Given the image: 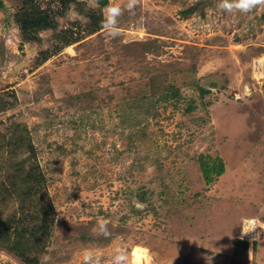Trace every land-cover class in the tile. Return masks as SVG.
<instances>
[{
  "label": "rangeland",
  "instance_id": "obj_1",
  "mask_svg": "<svg viewBox=\"0 0 264 264\" xmlns=\"http://www.w3.org/2000/svg\"><path fill=\"white\" fill-rule=\"evenodd\" d=\"M3 1L0 131L29 129L55 207L39 264L86 251L108 264L117 247L125 264L137 247L143 264H264V6L77 0L60 14L43 0L58 28L28 42L15 16L31 0ZM109 4L123 9L115 37L94 30ZM202 161L224 173L207 183ZM246 220L254 248L235 246ZM0 264L23 263L0 247Z\"/></svg>",
  "mask_w": 264,
  "mask_h": 264
},
{
  "label": "trees",
  "instance_id": "obj_2",
  "mask_svg": "<svg viewBox=\"0 0 264 264\" xmlns=\"http://www.w3.org/2000/svg\"><path fill=\"white\" fill-rule=\"evenodd\" d=\"M107 1L99 0V4L104 6ZM31 2L30 7L16 14L15 20L23 39L36 42L42 31L56 30L58 23L51 3L44 9L43 0ZM51 2L59 6L57 11L60 14L68 11L72 4H78L77 0ZM4 7V1L0 0V9ZM97 23L93 22L94 30L102 28ZM63 32L67 34V31ZM78 40V37L71 36L62 40V44L65 47ZM46 59L48 55L43 60ZM201 170L205 181L209 183L213 181L214 175L224 173V164L221 161H202ZM48 188V180L38 162L31 132L24 125L11 123L5 132L0 131V247L13 253L23 264H39V256L47 247V239L55 221V207ZM11 207L13 212L6 214ZM240 244L248 248L247 242L235 239V246Z\"/></svg>",
  "mask_w": 264,
  "mask_h": 264
},
{
  "label": "clouds",
  "instance_id": "obj_3",
  "mask_svg": "<svg viewBox=\"0 0 264 264\" xmlns=\"http://www.w3.org/2000/svg\"><path fill=\"white\" fill-rule=\"evenodd\" d=\"M140 0H128L126 8L128 11L134 10ZM257 6H264V0H221L220 7L227 11H232L233 8L243 12H250ZM123 14V9L119 5H107L105 7V16L101 22V27L110 36H117L120 34V28L118 27V18ZM244 223V222H243ZM98 229L100 234L109 236L110 233L107 229V222L101 219L98 222ZM242 239V238H241ZM244 241V240H243ZM247 242V241H245ZM248 243V242H247ZM252 248H254V243ZM127 259L126 251L123 247H117L116 254L111 258L108 264H125ZM85 264H101L99 256H94L91 251H86L84 254Z\"/></svg>",
  "mask_w": 264,
  "mask_h": 264
},
{
  "label": "built area",
  "instance_id": "obj_4",
  "mask_svg": "<svg viewBox=\"0 0 264 264\" xmlns=\"http://www.w3.org/2000/svg\"><path fill=\"white\" fill-rule=\"evenodd\" d=\"M243 231H242V240L247 241L250 247L253 246V243L256 240V227L257 224L254 220H246L243 223Z\"/></svg>",
  "mask_w": 264,
  "mask_h": 264
},
{
  "label": "bare ground",
  "instance_id": "obj_5",
  "mask_svg": "<svg viewBox=\"0 0 264 264\" xmlns=\"http://www.w3.org/2000/svg\"><path fill=\"white\" fill-rule=\"evenodd\" d=\"M263 59L259 60V65L257 66V70L260 71V74H264V63H262ZM133 262L136 264H143V262L148 260V256L145 250L137 247L133 254ZM149 261V260H148Z\"/></svg>",
  "mask_w": 264,
  "mask_h": 264
}]
</instances>
